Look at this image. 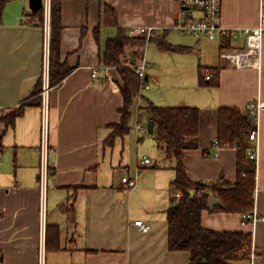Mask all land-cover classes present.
I'll return each instance as SVG.
<instances>
[{
    "label": "crops",
    "instance_id": "1",
    "mask_svg": "<svg viewBox=\"0 0 264 264\" xmlns=\"http://www.w3.org/2000/svg\"><path fill=\"white\" fill-rule=\"evenodd\" d=\"M104 4L112 7L114 17ZM32 11L29 0H15L3 12L0 117L19 108L42 77L47 29L46 24L40 28L30 23ZM260 11L261 0H221V25L234 31V36L186 39L173 28L176 0H63L60 52L73 71L49 92L45 197L39 181L41 108L27 107L13 127L0 121V264H40L41 254L43 264H189V252L168 250L166 210L176 176L174 161L162 164L152 134L136 119L137 109L144 106V91L150 88L146 102L199 110L198 146L183 153V164L187 176L203 184L222 181L219 185L232 186L237 177L238 151L212 146L218 110L236 108L248 115L249 103L262 105L253 208L262 220L253 228L242 225L241 213L207 209L201 214V226L216 232L249 233L251 245L264 256V37L260 70L238 69L221 57L242 46L241 30L256 27ZM118 27H152L155 36L167 31L169 44L193 51L172 53L152 44L126 51L123 62L145 64L148 89L141 91L142 98L132 107L136 133L129 131L106 147L110 125L120 123L123 100L118 70L104 67L100 53ZM198 67L218 69L219 85L200 86ZM138 124L146 130H138ZM126 152L130 160L125 159ZM118 157L120 166L126 160L125 170H117ZM144 157L152 163L141 165ZM124 176L134 182L132 189H124ZM138 220L149 227L148 232L134 226ZM48 226H57L58 237L50 238L47 245Z\"/></svg>",
    "mask_w": 264,
    "mask_h": 264
},
{
    "label": "trees",
    "instance_id": "2",
    "mask_svg": "<svg viewBox=\"0 0 264 264\" xmlns=\"http://www.w3.org/2000/svg\"><path fill=\"white\" fill-rule=\"evenodd\" d=\"M15 0H0V24L5 6ZM49 85L50 89L60 86L70 75L73 68L66 60H62L60 52V38L63 30L62 3L63 0H49ZM99 1L101 0H85ZM42 5L34 9L28 16L30 23L44 28L45 0ZM106 12L113 13L112 7L104 4ZM113 25H117L113 21ZM98 38V27L94 30ZM167 31L160 36L144 38L129 37L126 30L118 27L117 35L105 42L100 53V62L104 67L117 68L120 76V94L123 106L119 110L120 123L110 125L111 133L105 140L106 147H111L118 138H123L129 131V121L132 118L131 109L138 99L142 98L140 78L132 67L123 62L129 48H143L152 44L164 51L188 54L192 47L173 46L166 41ZM208 77L209 79H206ZM198 84L202 87H217L219 73L215 68L198 67ZM42 77L19 108L6 116L0 117L7 127H13L15 120L27 107L41 108ZM199 110L193 107H160L151 102L144 103L137 109L138 122L147 117L148 122L154 123L152 137L156 141L162 161H174L175 179L171 183V204L166 210L168 222V250L171 252L185 251L190 253L189 264H234L237 260L249 257L252 237L243 232H216L201 226V214L207 210L208 199L215 197L223 204L213 211L229 213H246L254 208V192L256 185V163L247 156L251 142L248 133L255 128L251 118L236 108H220L217 112V139L219 143L228 147L235 145L238 151L237 177L232 186L214 183H199L192 181L186 174L183 164V153L198 146ZM1 148V142H0ZM161 161V162H162ZM201 189L203 194L197 195ZM181 197L176 200V193ZM57 226L47 227V245L58 237ZM51 233L53 236H51ZM205 261V262H204Z\"/></svg>",
    "mask_w": 264,
    "mask_h": 264
},
{
    "label": "built area",
    "instance_id": "3",
    "mask_svg": "<svg viewBox=\"0 0 264 264\" xmlns=\"http://www.w3.org/2000/svg\"><path fill=\"white\" fill-rule=\"evenodd\" d=\"M178 4V16L177 22L174 25V29L182 34L191 35L195 38H205L208 40H215L219 37L230 38L233 37L235 32L227 31L221 25V0H177ZM45 19H46V35L44 43V55H43V69H42V90H41V115H42V142H41V164L39 172L40 191L42 197H45L46 193V180L48 176V161L47 156L50 151L47 139V110L49 100V13H50V1L45 0ZM244 36L243 44L240 48L221 53L222 58L229 59L231 64L238 69L255 68L260 70L261 68V49L262 41L264 37V0H261V11L259 15L258 25L251 29L241 30ZM129 37L150 39L155 35V29L152 27H132L126 30ZM131 61L127 62V65ZM135 73L140 78V89H148V85L145 80L144 68L145 64L142 61H133ZM96 73H93L95 76ZM206 79H209L206 77ZM262 105L256 103H249L246 106V112L255 124V128L248 133V140L252 143V147L247 150V156L249 159L256 162L258 156V112L261 110ZM141 132L145 131L139 124L136 126ZM212 146L215 150L220 149H234L235 145L228 147L225 144L219 143L217 139L212 141ZM152 161L144 157L141 160V165L150 164ZM121 183L124 189L129 190L134 187V182L129 177L124 176L121 178ZM197 195L203 194L201 189L196 191ZM181 197V193L178 192L175 195V199L178 200ZM242 225H251L253 228L258 221L262 220L258 217L254 210L242 214ZM264 220V219H263ZM134 226L138 227L141 232H148L149 227L142 221H135ZM42 229V242H43ZM43 250V246H42ZM42 253V252H41ZM43 254L40 255V264H43ZM258 260L264 261V256L258 254L255 248L251 245L249 257L246 260L234 261V264H255Z\"/></svg>",
    "mask_w": 264,
    "mask_h": 264
},
{
    "label": "rangeland",
    "instance_id": "4",
    "mask_svg": "<svg viewBox=\"0 0 264 264\" xmlns=\"http://www.w3.org/2000/svg\"><path fill=\"white\" fill-rule=\"evenodd\" d=\"M177 1V0H176ZM179 34H180V32H178ZM175 34H176V32H175ZM178 35V34H177ZM183 35V34H182ZM185 37H187L186 39H192L193 38V36H191V35H187L186 36V34H185ZM153 90H155V88L153 89ZM149 91H152L151 90V88H150V90H148V91H144V94L143 95H145L144 96V98L143 99H141L142 101V103L144 104V103H146V95H147V93L149 92ZM141 102H139V103H141ZM158 103H156V105H157ZM162 106H164V105H162ZM168 107H176V104H174V105H167ZM133 108L135 109V107L133 106ZM132 108V109H133ZM132 109H131V111H132ZM142 124H143V126L147 129V124H148V120H147V117H145V118H143L142 119V121H140ZM129 127H130V132L131 133H136V131L134 130V128H135V125H136V119L132 116V118L130 119V121H129ZM151 139H152V137H151ZM119 139H117L116 140V142L118 141ZM154 142H156L155 140H154ZM119 143L120 142H118V144L117 145H119ZM118 153H120V151H118ZM129 154V153H128ZM125 159L126 160H130V155L129 156H127V152H126V154H125ZM124 159V161H123V163L121 164V166L119 165V162H121V159H120V157H118V159H117V164L115 165L116 166V168H117V170H120V171H122V170H125V165L124 164H126L125 162H126V160ZM161 161H162V157H161ZM162 164H165L166 166H169L170 164H173V161L172 160H167V161H165V162H162ZM257 252V251H256Z\"/></svg>",
    "mask_w": 264,
    "mask_h": 264
},
{
    "label": "water",
    "instance_id": "5",
    "mask_svg": "<svg viewBox=\"0 0 264 264\" xmlns=\"http://www.w3.org/2000/svg\"><path fill=\"white\" fill-rule=\"evenodd\" d=\"M41 5H42L41 0H29V6L33 10L39 8ZM153 130H154V123L153 122H148V124H147V133L148 134H152ZM216 207H223V204L217 198L210 197L208 199L207 209L209 211H213L214 208H216Z\"/></svg>",
    "mask_w": 264,
    "mask_h": 264
}]
</instances>
